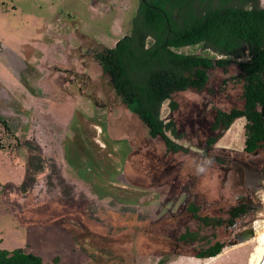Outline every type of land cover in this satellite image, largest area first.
Here are the masks:
<instances>
[{
    "label": "rangeland",
    "instance_id": "374dc122",
    "mask_svg": "<svg viewBox=\"0 0 264 264\" xmlns=\"http://www.w3.org/2000/svg\"><path fill=\"white\" fill-rule=\"evenodd\" d=\"M137 2L0 0V117L6 122L0 123V249L30 251L44 264H62L72 250L27 242L24 227L58 242L64 223L79 234H97L85 248L100 264H112L96 256L101 252L117 264H247L264 226V176L252 189L230 158L259 169L264 153L243 151L244 117L226 129L210 128L217 110L242 104L237 64L208 70L201 90L173 93L175 109L169 100L162 103L161 117L173 118L181 137L167 134L186 152H166L162 139L151 137L135 114L138 123L123 116V105L98 107L115 97L91 49L111 47L129 32ZM178 51L214 53L201 45ZM30 53L39 56L32 60ZM71 62L79 78L87 77L83 88L62 84ZM109 110L123 119L111 123ZM208 135L215 141L205 148ZM162 203L168 211L163 232L156 225ZM239 204L245 211L228 222ZM201 215L223 223L204 225ZM149 218L153 225L136 227ZM186 231L197 236L183 241L178 236ZM215 241L224 246L212 259L194 255Z\"/></svg>",
    "mask_w": 264,
    "mask_h": 264
},
{
    "label": "trees",
    "instance_id": "16d2710c",
    "mask_svg": "<svg viewBox=\"0 0 264 264\" xmlns=\"http://www.w3.org/2000/svg\"><path fill=\"white\" fill-rule=\"evenodd\" d=\"M193 45L214 53L178 51ZM91 50L120 101L146 125L151 137L162 139L166 152L185 148L167 134L181 137L174 119L161 117L162 103L169 100L170 109H175L173 93L201 90L208 70H226L235 62L242 104L228 112L219 110L215 125L221 121L227 127L233 118L244 116L243 149L264 153V5L259 0H138L129 32L111 47ZM0 123L6 126L2 117ZM244 211V205L230 211L229 221ZM200 218L204 225L221 223L220 218ZM196 236L190 235L192 239ZM223 246L216 242L194 255L213 257ZM0 264H43V260L21 249H0Z\"/></svg>",
    "mask_w": 264,
    "mask_h": 264
},
{
    "label": "flooded vegetation",
    "instance_id": "af4514ba",
    "mask_svg": "<svg viewBox=\"0 0 264 264\" xmlns=\"http://www.w3.org/2000/svg\"><path fill=\"white\" fill-rule=\"evenodd\" d=\"M231 110V108L229 109V110H221V111H226V112H228V111H230ZM218 111L219 110H217L216 111V115H215V117H214V119H213V121H212V123L210 124V128L211 127H215V126H217V127H223L224 129H226V128H228V126L226 127L225 125H223V123L221 122V121H218V123H217V125H215V122H216V118H217V114H218ZM244 116H240V117H235V118H233V120L234 119H236V118H243ZM169 119V118H168ZM244 119H245V123H246V118L244 117ZM233 120H232V122H233ZM231 122V123H232ZM230 123V124H231ZM229 124V125H230ZM244 127H245V124H244ZM210 128H209V130H210ZM245 129V128H244ZM210 138H214V136H211V135H208V137L206 138V140H207V144H206V146H205V148H208L209 147V145L210 144H212L214 141H215V138H214V141H212V142H209V139ZM245 139V136H244V130H243V140ZM175 141V140H174ZM176 142V141H175ZM176 143H178L179 145H181V146H183L184 148H185V150L183 151V152H186V146L185 145H183V144H181V143H179V142H176ZM164 147H165V145H164ZM243 147H244V142H243ZM243 149V148H242ZM257 150V149H256ZM165 151H166V148H165ZM179 151H182V150H179ZM179 151H177V152H179ZM197 151V150H196ZM243 151L244 152H246L244 149H243ZM255 151V150H254ZM254 151H252V152H254ZM252 152H247V153H252ZM174 153H176V152H174ZM206 154V153H205ZM207 155V154H206ZM231 159V161H232V164H236V168L238 169V167L240 168V170L242 171V175H243V178H244V180H245V182H246V185L247 186H249V185H251L252 186V189L253 188H256L257 187V185L260 183V181H261V179H263L262 177L264 176V167L263 168H259V169H257L255 166H252V165H250L249 163V165L250 166H252V167H254L258 172H257V174L256 173H253L252 174V178H251V180L247 177V174H246V171H245V168H243L242 167V165H241V163H240V161H243L242 159H240V158H237V157H231L230 158ZM243 162H245V161H243ZM247 163V162H246ZM249 179V180H248ZM244 205V207H245V209H246V206H245V204H239V205H235V206H233L231 209H230V211H233V210H235V208H239V207H241V206H243ZM165 203H162V205H161V207H160V209L158 210V214H159V219H158V221H157V226H160V227H162L163 229H162V232L164 231V226H166V219H165V215L167 214V210H164L163 208H165ZM188 204H187V206H186V209L188 210ZM229 211V212H230ZM243 213V212H242ZM240 214V213H239ZM238 214V215H239ZM238 215H236V216H238ZM202 216H206V215H201V216H199L198 218L201 220V218L200 217H202ZM230 216H231V213H230ZM209 217V216H208ZM232 218H234V217H232ZM221 219V218H220ZM15 220H17V219H15ZM228 222H230L229 221V219L227 220ZM153 222V220L151 219L150 220V218L148 219V220H146V222L144 223V224H141L140 226H136L139 230H140V228H145L146 226H148L149 224H151ZM202 222V221H201ZM16 223L17 224H19V222L18 221H16ZM203 223V222H202ZM223 223V220L221 219V223H219L218 225H220V224H222ZM231 223H232V221H231ZM204 224V223H203ZM211 224V223H210ZM151 225H153V224H151ZM209 225V224H208ZM60 227H61V231L63 232H65V233H63V235H61V236H56V238H58V242H55L54 241V238L52 239V238H43L42 239V235L41 234H39L40 232L38 231V232H34L36 235L35 236H33L34 234L33 233H31V232H29V230L30 229H28V227H27V225H26V227H24V230H25V239H26V241L27 242H32V243H36V242H38V241H41V246L42 245H45L44 247L46 248V246L48 245H50V246H53L54 245V247H67V248H69L70 250H72V252H73V256L72 255H70L67 259H65L64 258V260H62L61 262H62V264H88V261L90 262L92 259H95V261H96V263H97V261H98V264H100L101 263V261H100V259L99 260H97V258H95V256H93L92 255V253H94V251L93 252H91V251H89V250H87L86 248H85V242H86V240H88V239H94V237L95 236H97V234L95 235V234H91L90 236H85L84 234H79L80 233V230H74V229H69L68 228V226H66L64 223H62L61 225H60ZM133 227V226H132ZM137 228H135V230H137ZM28 229V230H27ZM67 230V231H66ZM69 230H73L72 231V233H68V231ZM82 231H81V233L84 231V229H81ZM75 231H77V233H75V234H73V232H75ZM30 233V236H28L27 235V233ZM33 232V231H32ZM67 232V233H66ZM186 233H188L187 234V236H189L190 237V235L191 234H194L195 232H184L183 234H186ZM183 234H181L180 233V235L178 236V237H181L182 239H183V241L185 240H187V237H182V235ZM195 238V237H194ZM196 240V239H195ZM216 242H219V241H215L214 243H212V244H210V245H213V244H215ZM56 243V244H55ZM219 243H221V242H219ZM209 245V246H210ZM208 246V247H209ZM179 247V243L178 242H176V245H175V249H177ZM51 248H53V247H51ZM73 249H75L76 250V252L77 253H75V251L73 250ZM206 249V248H205ZM13 250V249H12ZM23 252H25V253H27V252H30V251H24V250H22ZM85 251L87 252L86 254L88 255L87 257H86V254H85ZM203 250H200V251H198V252H196V254L197 253H201ZM95 252H98V251H95ZM30 253H33V252H30ZM90 253H91V255H90ZM33 254H35V253H33ZM78 254V255H77ZM96 254V253H95ZM97 255H99L101 258H103V259H107V260H111V262L110 263H112V264H117V262H116V259H112V258H110L109 257V255H106L105 253H97L96 254V256ZM40 256V255H39ZM58 261H56L55 263H57ZM100 262V263H99ZM95 263V264H96ZM44 264V263H43ZM48 264V263H47ZM49 264H51V263H49Z\"/></svg>",
    "mask_w": 264,
    "mask_h": 264
},
{
    "label": "crops",
    "instance_id": "0c3cea01",
    "mask_svg": "<svg viewBox=\"0 0 264 264\" xmlns=\"http://www.w3.org/2000/svg\"><path fill=\"white\" fill-rule=\"evenodd\" d=\"M31 54V59L32 60H35V59H37L38 58V56H39V54H37V55H35L34 53H30ZM41 56H42V54H41ZM76 58V57H75ZM37 63V62H36ZM40 63V62H39ZM71 64V65H70ZM69 65H70V67H71V71H70V74L71 75H67V74H65L64 76H61V78L63 77V82H62V84H64V83H67V84H65L66 85V87H70V85H75L76 86V84H78V85H80V87L81 88H83V85H84V83H82L81 81H84L85 80V83L87 82L86 80H87V77H85V76H82L81 78H79L78 77V73L80 72L79 71V69H77L76 71L77 72H75V70H74V65H75V62H71ZM81 65H83V64H81ZM79 71V72H78ZM74 73H77V75H76V77L75 76H73V74ZM103 73V72H102ZM71 76H73L72 78H70ZM50 76H48V75H45L44 76V81H47L48 80V78H49ZM88 77H90V76H88ZM51 78H54L55 80H57V81H59V80H61L60 78H59V76L58 77H56V76H51ZM86 78V79H85ZM41 81V80H40ZM43 81V80H42ZM108 81H109V79H108ZM110 83V82H109ZM58 86H59V84H58ZM50 87H52V86H50ZM55 87V86H54ZM60 87H65V86H63V85H61ZM112 87V86H111ZM113 89V88H112ZM43 91L44 92H46L47 90H46V88H44L43 89ZM113 92H114V97H115V100L113 101V100H109V101H107V102H104V104L103 103H101V104H99L98 105V107L99 106H107L106 107V109H108V108H114L113 106H115L116 104H115V102L116 103H119V104H121V105H123L124 106V104L120 101V99H119V97L116 95V93H115V91H114V89H113ZM49 93H52V91L51 92H49ZM99 94H101V92L99 93ZM98 97V96H97ZM98 99V98H97ZM106 104H108V105H106ZM125 107V106H124ZM125 109H127L126 107H125ZM111 110H109V113L108 114H110L111 115V120H110V122L111 123H113V122H115L116 123V121L118 120H120L119 118H122L123 119V117L122 116H119V117H117V115H115V113L114 112H110ZM113 111H115V110H113ZM121 111V110H120ZM125 111V112H124ZM116 112V111H115ZM123 112H124V117H130L129 119L131 120V121H134V122H136L134 119H133V116H132V112L130 113V112H128V110H123ZM134 114V113H133ZM115 117V118H114ZM136 123H138V122H136ZM102 145V144H101Z\"/></svg>",
    "mask_w": 264,
    "mask_h": 264
},
{
    "label": "bare ground",
    "instance_id": "6f19581e",
    "mask_svg": "<svg viewBox=\"0 0 264 264\" xmlns=\"http://www.w3.org/2000/svg\"><path fill=\"white\" fill-rule=\"evenodd\" d=\"M257 172H254V173L257 174ZM251 178H252V175L249 176L250 180ZM255 239H256L257 244L253 248V250L250 252L249 260L247 264H260L263 258V255H264V226H263V229L259 233L256 234Z\"/></svg>",
    "mask_w": 264,
    "mask_h": 264
},
{
    "label": "water",
    "instance_id": "95a60500",
    "mask_svg": "<svg viewBox=\"0 0 264 264\" xmlns=\"http://www.w3.org/2000/svg\"><path fill=\"white\" fill-rule=\"evenodd\" d=\"M261 112H262V115L264 117V107L261 108ZM240 163L244 166L248 178L254 172H257V170L254 167L250 166L248 163L243 162V161H240ZM250 235H252V232ZM260 264H264V255H263V258H262Z\"/></svg>",
    "mask_w": 264,
    "mask_h": 264
}]
</instances>
